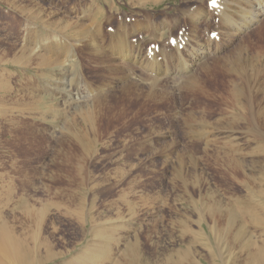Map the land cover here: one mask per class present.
<instances>
[{"label":"rangeland","instance_id":"374dc122","mask_svg":"<svg viewBox=\"0 0 264 264\" xmlns=\"http://www.w3.org/2000/svg\"><path fill=\"white\" fill-rule=\"evenodd\" d=\"M211 1L0 0V220L26 262L264 264V17L229 39ZM98 29L139 61L108 72ZM184 48L213 51L184 72Z\"/></svg>","mask_w":264,"mask_h":264},{"label":"bare ground","instance_id":"6f19581e","mask_svg":"<svg viewBox=\"0 0 264 264\" xmlns=\"http://www.w3.org/2000/svg\"><path fill=\"white\" fill-rule=\"evenodd\" d=\"M152 1L155 2V0H152ZM196 2H199L197 8L194 10H189L188 12H186V16L189 17L191 20H197V21H200L203 19H209L211 14L206 13V10H205L206 5H204V0H198V1L196 0ZM217 4H218V7L216 8V11H215L216 13H214L215 16L218 18L220 23L228 26V28H230V26H231V28L233 29V32L225 33L228 35L229 39L235 38L237 35L240 34V32H242L245 29H249L251 26L258 23L262 19V17H264V0H232V1L218 0ZM239 21H241V23H239ZM99 30L100 29L95 31V33L90 32L92 34H90V36H88V40L90 41L89 47L93 50V52H95V54L98 53V54H96L97 58H99L98 62L103 63V62L107 61L108 57H113V59H111L110 61L108 59L109 65L106 64L109 66V68H107L108 72H110V71L113 72L112 73L113 75L116 73H120L118 68L121 67V64L123 62L131 61V62L135 63V62L139 61L141 54L140 53H134L132 47L129 45V43L126 40L127 35L117 37V41H115L117 43H113L114 44L112 46L113 53L111 55L106 54V53H102V51H103L102 48L104 47V40L101 38V33H99L100 32ZM215 39H217V38H215ZM178 46H179V44H178ZM178 46L175 47L176 50H179ZM216 46H218V44H216ZM56 48L59 49V51H62L60 49H63V48L65 49V47L63 46V42H60L58 45H56ZM101 49H102V51H101ZM184 49L188 52V54L192 58V60H187L183 64L182 68H185L184 72H186V71L190 72L191 69H193L196 64L201 63L213 51L212 49L204 50L202 48L200 50H192V49H186V48H184ZM173 51H175V50L171 49L168 51H164L163 54H164V56L172 57ZM32 53H33V50H32ZM237 56L238 57L236 59L234 58V60H230V61L228 60V62H230V63L232 62V66H231L232 68L242 67L244 65V63L242 62L241 52H237ZM165 59H169V58H165ZM170 59L172 60V58H170ZM117 61H122V62L118 63ZM152 61H153L152 62L153 65L157 64L155 60H152ZM116 62H117V65H116ZM165 63H167V61ZM37 64H38V66H41V67H42V65H47L46 60L43 58ZM116 66H118V67L116 68ZM154 74H155L154 77L156 80H161L162 77H160V76L164 75L165 73H163V71H159V72H154ZM131 75L132 74H128L127 76L122 77L120 80L121 81H124V79L128 80ZM174 77H175V75H174ZM174 77H172V79ZM174 79H176V78H174ZM178 80H180V79H178ZM126 87H128V86H126ZM9 89H10V87L7 88V92L9 91ZM126 89H128V88H126ZM34 101L35 100H33V103L28 104V107H30L29 109H34V105H37V103L35 104L36 101L35 102ZM27 103H28V101H27ZM25 104L22 103L21 106L24 105L25 107H27ZM25 107H24V109H26ZM52 110H54V108H52ZM23 121L20 120L21 125L23 124ZM33 123L28 124L26 121V122H24V124L22 126L25 125L29 130H32V132L29 133V135H31V137L33 139L32 145L34 146L37 141L35 139L36 130L34 132V129H36V126L34 125L35 123L34 124ZM13 124H15V123H13ZM24 128L22 130H24ZM22 132H24V131H22ZM22 132H21V134H22ZM24 137L26 138V136H24ZM20 138H21V136H20ZM22 139H23V137H22ZM33 146H31V147H33ZM3 222H5V221L0 220V264H34V263H28V261L26 262V259H25L27 254H29L30 252L33 251L31 249V247H29L25 243V240L23 241L20 239V237L15 235V233H14L15 231H14L13 227H8ZM47 260H48V258H47Z\"/></svg>","mask_w":264,"mask_h":264},{"label":"snow or ice","instance_id":"6c2138e0","mask_svg":"<svg viewBox=\"0 0 264 264\" xmlns=\"http://www.w3.org/2000/svg\"><path fill=\"white\" fill-rule=\"evenodd\" d=\"M212 4L215 5V0H212Z\"/></svg>","mask_w":264,"mask_h":264}]
</instances>
